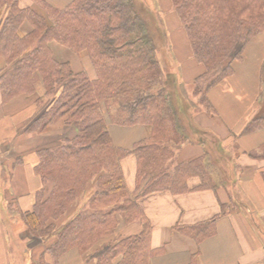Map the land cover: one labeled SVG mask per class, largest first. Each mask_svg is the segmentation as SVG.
Segmentation results:
<instances>
[{
    "label": "trees",
    "instance_id": "trees-1",
    "mask_svg": "<svg viewBox=\"0 0 264 264\" xmlns=\"http://www.w3.org/2000/svg\"><path fill=\"white\" fill-rule=\"evenodd\" d=\"M31 1L22 6L20 0H0L2 98L34 95L36 106L46 105L28 133H44L60 120L76 131L37 151L35 171L51 190L38 192L32 209L23 213L10 204V215L23 224L27 239L43 240L35 264H62L73 250L84 264H151L157 249L140 198L158 191L216 189L237 174L234 144L205 146L204 155L177 163L174 146L188 141L200 112L213 114L210 92L234 74L250 42L264 33V0H172L194 56L205 67L189 96L161 64L165 42L156 9L144 0H71L64 6ZM54 41L86 54L93 74L59 60ZM135 125L147 126L148 136L132 147L117 146L110 127ZM262 129L264 61L256 111L240 132ZM131 155L137 161L133 192L121 166ZM250 155L264 159V143ZM194 177L200 183L190 186ZM227 206L222 204V214ZM217 218L175 230L200 244L216 233ZM133 223L140 230L124 233ZM198 253L189 264H197Z\"/></svg>",
    "mask_w": 264,
    "mask_h": 264
},
{
    "label": "crops",
    "instance_id": "crops-1",
    "mask_svg": "<svg viewBox=\"0 0 264 264\" xmlns=\"http://www.w3.org/2000/svg\"><path fill=\"white\" fill-rule=\"evenodd\" d=\"M49 1L64 6L71 0ZM31 3V0H20L22 6ZM28 28L26 25L24 31ZM52 48L55 56L69 61L74 71L87 70L93 74L86 54L72 53L57 41L52 42ZM170 48V57L174 61H184L183 69L190 80L204 72L205 67L195 58L192 47L176 48L174 45ZM263 61L264 33L250 42L243 60L235 63L234 74L210 92L209 98L215 107L213 114L200 112L193 119L196 127L191 128L188 141L174 146L177 163L204 155L206 147L221 148L234 144L237 152L234 164L240 169L232 183L237 195L230 197L229 189L219 186L179 194L158 191L140 198V208L152 225L151 246L157 249L151 264H189L192 255L198 251L197 264H264V159L250 155L257 153L264 143V129L240 132L256 111ZM5 64V59L0 56V69ZM35 99L34 95H20L4 102L0 90V264L37 262L44 242L34 244L35 255L28 250V242L34 239H27L23 224L12 218L10 204H14L13 209L20 213L32 209L37 193L44 189L43 181L35 171L37 151L60 143L62 138L73 136L76 131L75 127H68L60 120L44 133H28V125L46 111V105H35ZM29 115L32 118L25 124L23 132L19 131L22 117ZM110 131L114 143L120 147H132L149 134V128L144 125L111 126ZM131 160L130 156L123 158L121 166L127 187L133 192L137 161L136 158ZM199 183L197 177L189 180L190 186ZM50 190L51 185L44 189L46 194ZM85 200L83 196L78 201V208ZM239 201L241 205H238ZM222 204L229 205L223 214ZM75 210L73 208L74 213ZM216 216V233L200 244L175 230L177 226L195 225ZM140 228L138 223H133L123 231L137 233ZM84 263V257L76 250L68 253L62 261V264Z\"/></svg>",
    "mask_w": 264,
    "mask_h": 264
},
{
    "label": "rangeland",
    "instance_id": "rangeland-1",
    "mask_svg": "<svg viewBox=\"0 0 264 264\" xmlns=\"http://www.w3.org/2000/svg\"><path fill=\"white\" fill-rule=\"evenodd\" d=\"M144 1L147 4H149L152 8L156 9L155 21L157 25L159 23L158 25L159 31L163 37V41L165 42V46L162 47V49H165V50H161V52H159L158 54L161 60V64L163 65V67L165 68L167 72L169 70L170 72H173L176 75L179 82L181 83L180 85H181L183 93L189 96V88H191V85L194 80H190L189 75L184 71L183 69L184 61L177 62L171 58L172 56L170 57V55L172 54V49L170 47L174 45H176V48H179V46H186V45L192 47L189 41V38L187 36L186 28L184 24L182 23L181 19L179 18L172 0H144ZM72 53H75V52H72ZM33 99H32V102H33ZM34 103H35V100H34ZM29 113H31V111H29ZM22 118L24 119L21 120L19 124V127H20L19 131L21 132H23L25 124L29 121L30 118H32V116L29 115L27 117H22ZM35 118H36V115H34V119ZM21 134L23 135V133ZM130 157L132 159L131 161H135L134 156L131 155ZM236 173H240L239 168L237 169ZM233 182H229L226 185H220V186H224L227 189H229L228 195L230 197L237 195V192L232 186ZM88 193L86 192L85 194H88ZM238 205H241V201L238 202ZM39 241L40 240H34L31 243L28 242V245H29L28 250L30 252L32 251L34 255L37 253L36 248L34 247V244L39 243ZM28 255H29V252H28ZM31 264H35V263H31Z\"/></svg>",
    "mask_w": 264,
    "mask_h": 264
}]
</instances>
